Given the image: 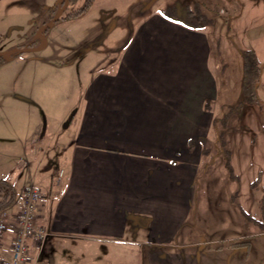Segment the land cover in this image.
Segmentation results:
<instances>
[{
	"label": "crops",
	"instance_id": "obj_1",
	"mask_svg": "<svg viewBox=\"0 0 264 264\" xmlns=\"http://www.w3.org/2000/svg\"><path fill=\"white\" fill-rule=\"evenodd\" d=\"M26 1L0 0V15L34 10ZM234 4L231 33L224 15L193 29L158 9L118 57L99 51L87 65L91 51L66 63L36 36L60 6L35 25L32 15L0 17V51L29 48L0 65V178L18 195L43 189L38 222L49 236L34 255L48 264H264V104L247 103L227 121L234 177L218 143L217 120L243 98L239 48L264 64V0ZM60 74L70 86L65 130H44L59 114ZM259 92L264 101V70ZM12 239L0 264L11 260Z\"/></svg>",
	"mask_w": 264,
	"mask_h": 264
},
{
	"label": "rangeland",
	"instance_id": "obj_2",
	"mask_svg": "<svg viewBox=\"0 0 264 264\" xmlns=\"http://www.w3.org/2000/svg\"><path fill=\"white\" fill-rule=\"evenodd\" d=\"M24 1L30 3L29 1ZM201 1H208L210 6L205 7L203 10L207 13L208 16L212 18V16L216 14L215 11H219L218 15H224L225 17H227V12L233 10L232 7L235 5L234 2H237L240 9L244 8V6H248L249 8L251 7L252 9L255 3L262 0H226V3L222 7L224 11L218 5H211L212 2L209 1L212 0H96L89 9L90 15L85 17L82 21L73 22L70 20L75 19L61 18L53 25H51L42 36H39L38 30H36L35 33L37 38H39L40 40L46 41L47 39V42H49L48 49H54L55 53L65 59L66 63H72L74 60L73 58L76 57V55H83L84 53H88L91 51V54L86 56V60L83 61L86 62L87 65L93 63L99 51L109 53H115L117 51L116 53L118 57L121 50L128 42L127 36L128 34H130V32H132V28L135 27L142 19H145L151 13L156 12L158 9L166 15H169L171 17H176L177 15L180 18L181 15L185 14L186 6L188 4L193 6L195 3H200ZM60 3L61 0H35L33 5L34 10H28L24 15L22 14V11H20V14L11 13V15H9V11H6L4 14L0 15V17L8 19L20 16L27 19L29 15H32L31 20L35 25V23L43 20L46 14L57 11ZM149 4H151L152 6L148 8ZM72 8L73 7H70V9ZM60 11L61 8L57 11V14ZM57 14L55 15V17L57 16ZM250 18H252L251 13H249L248 18H245L244 22L250 20ZM27 26L24 25V30L30 34V27L28 28ZM10 31H12V28L10 29ZM42 32H44V29H42ZM231 32L232 28L229 30V33ZM7 39L8 41L6 45L9 46L14 43L13 40H15V37L11 35ZM77 40H83L84 42L78 49L76 47ZM70 47L77 50L68 53ZM0 53L4 52L0 51ZM81 65V63H77L76 69H78V67H80ZM71 73H73V71L65 72V74L68 75V78ZM62 78V74H60L59 80L61 81L59 82L56 93L59 114L56 120H52L50 124H44V130H65L64 124L66 121H63L60 118V109L67 101L70 86L69 81L66 79L63 81ZM10 175V178L13 181L17 182L20 171L17 169ZM45 257L47 258V256Z\"/></svg>",
	"mask_w": 264,
	"mask_h": 264
},
{
	"label": "trees",
	"instance_id": "obj_3",
	"mask_svg": "<svg viewBox=\"0 0 264 264\" xmlns=\"http://www.w3.org/2000/svg\"><path fill=\"white\" fill-rule=\"evenodd\" d=\"M96 0H63L61 3V10L65 7L62 18L77 19L84 16ZM70 7H73L70 9ZM70 9V10H69ZM177 10V9H176ZM218 15L219 11H215ZM168 17H171L167 15ZM172 18V17H171ZM182 21L186 26L193 29H203L213 24V19L207 15L200 3H195L193 6L188 4L186 6L185 14L181 15ZM178 19V16L174 17ZM232 18L227 17L228 31L232 28ZM29 49V48H26ZM24 48H20L10 54H0V65L4 64L8 59L17 57L23 53ZM244 59V83H243V98L239 104L232 107L223 118L217 120L218 129V143L223 148L227 156V166L230 169L231 175L234 177L230 156L228 150L225 148V129L229 117L236 112H239L247 103L264 104L258 91L261 83L262 71L264 69L263 63L259 60L255 51L250 49L239 48ZM205 153H209V149L205 148ZM18 197V190L15 185L8 179L0 178V210L12 207ZM264 211V197L262 201Z\"/></svg>",
	"mask_w": 264,
	"mask_h": 264
},
{
	"label": "built area",
	"instance_id": "obj_4",
	"mask_svg": "<svg viewBox=\"0 0 264 264\" xmlns=\"http://www.w3.org/2000/svg\"><path fill=\"white\" fill-rule=\"evenodd\" d=\"M42 198L43 189L30 186L20 192L12 207L0 210V253L5 236L13 235L7 264H48L40 254L33 253L34 246L42 252L49 236L46 226L38 222Z\"/></svg>",
	"mask_w": 264,
	"mask_h": 264
},
{
	"label": "water",
	"instance_id": "obj_5",
	"mask_svg": "<svg viewBox=\"0 0 264 264\" xmlns=\"http://www.w3.org/2000/svg\"><path fill=\"white\" fill-rule=\"evenodd\" d=\"M152 5L149 4L148 7H151ZM65 11V7L57 14V16L48 24L44 25L45 28H48L49 26H51L52 24H54L55 22H57L58 20H60V18L62 17L63 13ZM27 49H24L23 52H25ZM0 54H4V53H0Z\"/></svg>",
	"mask_w": 264,
	"mask_h": 264
}]
</instances>
